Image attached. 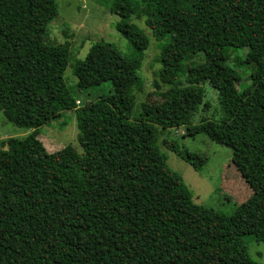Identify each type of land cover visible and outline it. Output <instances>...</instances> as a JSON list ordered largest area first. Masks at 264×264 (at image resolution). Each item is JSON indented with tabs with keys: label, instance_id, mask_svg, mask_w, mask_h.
Segmentation results:
<instances>
[{
	"label": "trees",
	"instance_id": "16d2710c",
	"mask_svg": "<svg viewBox=\"0 0 264 264\" xmlns=\"http://www.w3.org/2000/svg\"><path fill=\"white\" fill-rule=\"evenodd\" d=\"M149 1L154 17L142 0L111 2L135 56L93 44L74 75L78 90H99L78 107L63 78L69 50L45 41L55 1L0 0V111L31 129L0 147V264H256L243 240L264 243V0ZM134 16L165 41L153 81L162 101L136 115L149 39ZM230 48H247L245 88L226 64ZM206 83L224 116L192 125ZM103 85L110 102L100 98ZM65 111L75 112L82 155L70 146L48 152L39 139V128ZM182 127L231 150L252 190L231 214L194 203L167 165L160 131ZM163 144L195 171L206 162L175 141Z\"/></svg>",
	"mask_w": 264,
	"mask_h": 264
},
{
	"label": "rangeland",
	"instance_id": "374dc122",
	"mask_svg": "<svg viewBox=\"0 0 264 264\" xmlns=\"http://www.w3.org/2000/svg\"><path fill=\"white\" fill-rule=\"evenodd\" d=\"M57 6V16L47 27L45 41L48 44H62L69 50L70 57L63 78L72 97L78 100L76 105L83 106L94 100L96 90L80 91L76 87L74 69L77 63L85 58L93 44L100 41L111 43L116 50L126 57L133 58L135 50L132 45L117 31L119 17L110 11L113 0H54ZM152 17L156 15L155 8L149 0H142ZM145 17H132L130 23L141 29L149 39L145 56L141 64L139 76L144 87L136 94L133 114L140 112V107L146 104L148 108L157 106L161 101V91L153 87L160 70L158 55L160 47L165 42L158 40L152 30L147 27ZM226 64L234 68L241 76L237 89L249 84L252 64L245 63L247 48H230L227 51ZM203 60V55L195 56L189 63ZM183 81L184 76L180 77ZM204 98L192 125L211 120L220 121L224 116L219 102L218 91L210 83L203 85ZM108 85L100 89V98L110 102L114 99L108 95ZM163 91V90H162ZM31 129L19 128L10 123L0 111V147L7 138H23ZM77 124L74 111H65L52 118L39 128V139L48 152H55L70 146L78 154L83 150L77 139ZM186 128L162 130L158 138L160 152L165 156L170 169L179 173L188 187L194 203L212 208L216 211L231 214L236 206L246 201L252 190L246 184L231 160V150L211 142L205 135L197 134L193 138L186 136ZM175 141L189 153L206 158L205 164L195 171L187 162L169 151L163 141ZM244 244L250 258L256 264H264V243L256 242L251 237L244 238Z\"/></svg>",
	"mask_w": 264,
	"mask_h": 264
}]
</instances>
